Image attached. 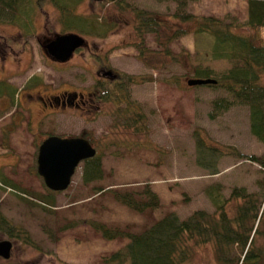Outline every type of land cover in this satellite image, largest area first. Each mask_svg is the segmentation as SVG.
Instances as JSON below:
<instances>
[{"label": "rangeland", "instance_id": "374dc122", "mask_svg": "<svg viewBox=\"0 0 264 264\" xmlns=\"http://www.w3.org/2000/svg\"><path fill=\"white\" fill-rule=\"evenodd\" d=\"M41 1L30 35L17 33L18 26L13 23L0 22V73L11 74L9 80L17 87L30 75L36 74L38 78L37 87L27 86L32 95H25L26 90L20 101L14 100V91L7 83H0V173L6 176L7 172L6 177L25 189L17 192L39 201L36 193L49 195L53 191L36 171L39 144L51 134L83 135L101 153L103 177L84 183L82 160L68 187L53 193L52 208L46 210L19 198L15 194L17 189L6 184L0 174V210L23 225L39 246L37 249L11 239L13 260L33 264H58L59 260L70 264H130L128 256L122 263L104 260L110 253L123 250L128 238L107 239L89 221L138 232L168 212L181 218L195 209L214 213V204L205 191L210 184H218L225 197L235 187L243 186L264 202V170L257 162L221 154L216 158L218 171L214 173L198 163L194 136L197 128L212 143L232 145L244 153L261 155L264 145L250 131L246 105L234 104L216 113L212 100L228 96V92L221 86L187 83L193 77L194 66H208L213 69L210 76L218 77L233 62L210 58L209 35L189 31L167 40L177 26L188 27L172 15L174 0H134L138 8L162 21L156 32L140 36L135 29L137 18L133 10L121 8L115 0H78L75 5L76 0H66L74 6L64 12L52 0ZM188 3L198 15L222 17L231 13L240 20L247 17V0ZM64 15L66 23L62 25L60 18ZM91 23L95 29L101 25L103 30L92 35L80 32L87 26L93 30ZM64 32L83 35L86 45L65 64H58L46 56L44 44ZM142 47L146 48L144 53H140ZM95 50L122 74L138 75V80L127 87L128 98L142 113L136 123L128 125L126 116L119 113L123 104L111 100L100 99L96 111L86 108L50 112L52 109L37 97V93H42L39 90L45 88L47 92H55L69 87L84 93L91 89L95 73L90 55ZM17 106L20 109L16 110ZM9 161L14 164L7 167ZM145 184L159 195L160 204L141 212L116 200L112 192L127 189L138 193ZM96 186L102 189H95ZM241 203L242 198L227 201L229 216L237 213ZM72 223L75 224L61 230V226ZM258 227L254 247L262 251L263 258L256 264H264V215ZM3 238L8 237L0 232V239ZM231 253L233 259L242 256L240 249L231 248ZM179 264L226 263L216 259L213 244L207 243L197 246L193 256Z\"/></svg>", "mask_w": 264, "mask_h": 264}, {"label": "trees", "instance_id": "16d2710c", "mask_svg": "<svg viewBox=\"0 0 264 264\" xmlns=\"http://www.w3.org/2000/svg\"><path fill=\"white\" fill-rule=\"evenodd\" d=\"M52 1L61 12L69 10L71 6L73 8L78 2L76 0L73 5L66 0ZM115 1L121 8L133 10L137 18L135 29L139 36L148 31L156 32L162 24L160 19L138 8L134 0ZM41 2V0H0V22L13 23L25 30L24 34L30 35L34 31L33 17L40 8ZM188 2L189 0H174L172 15L179 22L187 23L188 27L177 26L167 36V40H174L189 31L195 34H206L212 38L210 58H225L233 62L227 71L215 77L216 83L206 84L214 87L221 86L229 94L215 97L212 100V110L217 113L227 110L234 104L246 105L249 109L250 131L264 145V0H247V17L244 20H240L231 13L222 17L212 14L198 15L190 10ZM67 15L60 18L62 25L66 23ZM84 30L80 32L84 35H92L103 29L100 25L96 29L93 27V30L87 26ZM93 31L94 33H90ZM139 50L140 53H144L146 48L142 47ZM167 52L171 53L170 49L167 48ZM173 56L176 57L175 54ZM212 73L213 69L208 66L197 65L193 68V77H209ZM36 79H38L37 75H32L29 83L31 87L38 83ZM137 80L138 75L121 73L119 82L103 86L99 96L102 100L122 103L123 107L120 108L119 113L126 116L128 125L136 123L142 114L137 111L135 103L128 98L127 93L128 85ZM202 132L200 128L194 131L197 160L210 173L218 171L216 158L221 154L250 159L257 162L264 170V153L261 155L244 153L232 145L214 144ZM81 168L84 183L101 179L103 177L101 153L96 150L93 156L83 159ZM0 174L6 184L17 189L15 194L19 198L51 210L55 191L49 195L36 193L40 200L32 201L21 194V191L17 192L25 191V189L3 176L2 173ZM95 189H102V187L96 186ZM205 191L214 204V213L205 209H195L188 216L181 218L175 212H168L138 232L110 227L102 221H89L107 239L119 236L128 238L123 250L110 253L104 257V260L108 263H122L128 256L130 264H179L189 260L197 246L211 243L214 246L215 257L221 263L256 264L263 258L262 251L254 247L256 235L260 232L258 224L264 215L262 199H258L255 192H248L243 186L235 187L228 197L221 193L218 184L208 185ZM112 192L116 200L135 211L141 212L160 204L159 195L148 184H145L138 193L127 189H113ZM233 198H242V203L238 205L237 213L229 216L225 206L227 201ZM74 224H65L61 226V230ZM0 232L10 239L39 249L30 232L23 225L9 219L1 210ZM231 248L240 249L242 256L233 259ZM0 264H33V262L21 263L10 256L7 259L0 257ZM58 264L70 263L59 260Z\"/></svg>", "mask_w": 264, "mask_h": 264}, {"label": "water", "instance_id": "95a60500", "mask_svg": "<svg viewBox=\"0 0 264 264\" xmlns=\"http://www.w3.org/2000/svg\"><path fill=\"white\" fill-rule=\"evenodd\" d=\"M101 1V0H94ZM85 38L76 32L57 34L44 44L47 52L55 59L67 60L72 52L82 46ZM215 77H191L187 79L189 85L216 83ZM96 153V148L83 135L59 136L51 134L39 144L36 159L37 173L42 177L45 185L54 191L64 190L71 182L79 163ZM13 242L9 238L0 239V257L11 256Z\"/></svg>", "mask_w": 264, "mask_h": 264}, {"label": "flooded vegetation", "instance_id": "af4514ba", "mask_svg": "<svg viewBox=\"0 0 264 264\" xmlns=\"http://www.w3.org/2000/svg\"><path fill=\"white\" fill-rule=\"evenodd\" d=\"M16 32L22 35L24 34L25 30L18 28ZM24 35L27 36L26 34ZM24 43L27 44L26 42ZM84 45H86V41L82 46L75 49L67 60L55 59L51 54L47 52L46 48H45V52H46V56H48L49 59H51L52 61L58 64H65L69 59H71V57L76 55V52L80 53ZM90 57L92 61L91 63L93 64L94 67L95 79L91 83L92 88L88 89L86 93H84V91L80 89L63 87L55 92H47L46 88L44 90L40 89L39 91H42V93L39 92L36 94L37 97H39L40 100H42L45 106L48 105L49 108L52 109L50 112H56V111L65 112L68 111L69 109L83 110L86 108L88 110L94 109L96 111L98 107L97 103L100 100L99 96L103 91L102 87L111 83L119 82L121 78V72L109 66L108 63H106L104 58L105 56L102 53H99L98 51L95 50L91 52ZM44 64L46 65V60L44 61ZM0 66H1L0 69L2 70L1 62H0ZM10 75L11 74L5 72L0 73V83L5 82L11 87V89L14 91V97H16L15 99H18V101H20L21 99L20 95H22L21 93L25 92L26 90L27 91L25 92V95L27 96L32 95L31 92L27 89V86L30 83V79L32 75H30V77H28L26 80H23L22 85L20 87H17V85H15V82L11 83V81L9 80Z\"/></svg>", "mask_w": 264, "mask_h": 264}, {"label": "crops", "instance_id": "0c3cea01", "mask_svg": "<svg viewBox=\"0 0 264 264\" xmlns=\"http://www.w3.org/2000/svg\"><path fill=\"white\" fill-rule=\"evenodd\" d=\"M37 86H38V83H35V85H33L31 88H35V87H37ZM15 98H16V97H14V100H16ZM18 109H20L19 106L16 107V110H18ZM8 117H10V116H8ZM10 120H11V119L9 118V121H10ZM16 156H17V155H16ZM15 158H16V157H15ZM13 164H14V161H12V162L9 161L8 164H6V166L8 167L9 165L11 166V165H13ZM6 166L3 167V170H4V171H5L4 168H6ZM5 172H6V171H5ZM5 172H4V173H5ZM5 175H6V176L8 175L7 172L5 173ZM9 176H11V175H9Z\"/></svg>", "mask_w": 264, "mask_h": 264}]
</instances>
